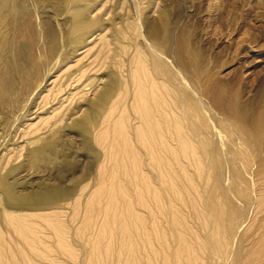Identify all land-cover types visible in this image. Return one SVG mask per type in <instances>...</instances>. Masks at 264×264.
Returning a JSON list of instances; mask_svg holds the SVG:
<instances>
[{"label": "rangeland", "instance_id": "374dc122", "mask_svg": "<svg viewBox=\"0 0 264 264\" xmlns=\"http://www.w3.org/2000/svg\"><path fill=\"white\" fill-rule=\"evenodd\" d=\"M48 1L10 0L19 21L0 13L3 71L27 50L35 78L0 106V178L24 197L78 183L43 208H10L0 192V264H264V0ZM85 6L102 25L54 57L49 37L63 44ZM162 13L167 53L149 34ZM180 44L198 73L179 67ZM110 73L118 88L100 109ZM85 113L95 126L82 135ZM42 139L72 166L32 168Z\"/></svg>", "mask_w": 264, "mask_h": 264}, {"label": "bare ground", "instance_id": "6f19581e", "mask_svg": "<svg viewBox=\"0 0 264 264\" xmlns=\"http://www.w3.org/2000/svg\"><path fill=\"white\" fill-rule=\"evenodd\" d=\"M13 1V0H12ZM37 1V0H36ZM63 3L68 4L71 0H62ZM86 1H91V0H86ZM85 1V2H86ZM17 2V1H16ZM26 3H28L27 1H25ZM39 2V0H38ZM50 2V0L48 1ZM80 2V1H79ZM41 3V2H40ZM10 0H0V13H13V17L14 19L17 21H19V19H21V15L18 12L19 10L16 9H12L10 7ZM16 3L13 2V5H15ZM18 4V3H17ZM21 4V3H20ZM25 4V3H23ZM32 4V3H30ZM27 5V4H26ZM39 5V3H38ZM17 6V5H16ZM35 6V5H34ZM37 6V5H36ZM41 6V5H40ZM20 6H18L19 8ZM28 7V6H27ZM38 7V6H37ZM15 8V7H13ZM22 8V5H21ZM20 8V11H22ZM29 10V9H28ZM27 10V11H28ZM63 10V9H62ZM89 11V6H85V7H80L78 8V10H75L72 13V16L70 18H66L65 19V24L67 25V27L65 26L64 28V33H65V42L62 44L60 42V37L58 34V31L54 34L53 37H49L50 40V45L53 46V52L52 54L55 56V53L62 50L63 48H67L70 47V45H72L75 42H82L84 37L91 34L93 32V30L95 28H99L102 24L100 20H90L87 16V12ZM60 12L58 14H60V17L66 16L65 13H63L62 11H57ZM22 13V12H21ZM23 13L24 9H23ZM8 14V13H7ZM24 15V14H23ZM12 17V16H11ZM12 19V18H11ZM22 20V19H21ZM13 21V20H11ZM21 22V21H20ZM3 23V22H2ZM44 22L42 21V24ZM11 24V23H9ZM48 24V23H46ZM4 25V24H3ZM13 25V23L11 24ZM15 25V24H14ZM44 25V24H43ZM10 26V25H9ZM16 26V25H15ZM12 27V26H10ZM18 27V25H17ZM19 27H21L19 25ZM27 27V26H26ZM30 27V26H29ZM44 28L46 26H43ZM49 27V26H48ZM47 27V28H48ZM15 29V27H12ZM55 28V27H54ZM52 28V29H54ZM19 29V28H18ZM29 29V28H28ZM37 28H35L36 30ZM57 29V28H56ZM2 30H3V26L0 27V40L2 45H9L10 40L7 39V36L5 38V36L2 35ZM13 30V29H12ZM10 29V31H12ZM16 30V29H15ZM21 30V28L19 29V31ZM23 30V29H22ZM43 30V29H42ZM149 34L151 37V41L152 43H154L156 46H158L160 48V50L164 53H167V51L171 50L173 48L172 46V41H171V36H170V25H169V21L168 18L166 17V15L164 13H162L158 19V21L152 23V25H150L149 27ZM53 31V30H52ZM22 32V31H21ZM37 32V30L35 31V33ZM14 33V31H13ZM18 33V32H17ZM31 34V32H29ZM34 33V32H33ZM44 33V32H41ZM46 33V32H45ZM75 33H78L79 36H77L75 39H73L72 35H74ZM37 34V33H36ZM49 34V33H48ZM72 34V35H71ZM19 34H17L18 36ZM34 35V34H33ZM22 36V35H21ZM20 36V37H21ZM36 36V35H35ZM39 36V35H38ZM47 36V35H46ZM43 37V36H42ZM18 38V37H17ZM25 38V35H24ZM28 38H32V37H28ZM48 38V37H47ZM21 39V38H20ZM37 39V38H36ZM45 39V38H43ZM9 40V41H8ZM22 40V39H21ZM42 40V38H41ZM29 41V40H28ZM36 41V40H35ZM48 41V39H47ZM20 42V41H19ZM26 42V41H25ZM63 42V41H62ZM22 43V42H20ZM24 43V42H23ZM22 43V44H23ZM28 43V42H27ZM40 44L41 41L39 42ZM44 43V42H43ZM15 44V43H14ZM21 44V45H22ZM32 44V43H31ZM38 44V42H37ZM46 44V42H45ZM43 44V46L45 45ZM39 45V44H38ZM37 45V46H38ZM49 45V44H48ZM14 45H12L11 47H13ZM30 46V44H29ZM34 46V45H33ZM36 46V47H37ZM6 47V46H5ZM3 47V48H5ZM16 47V46H15ZM24 47V46H23ZM27 48V47H26ZM24 48V50L26 49ZM39 48V47H38ZM50 48V47H48ZM22 49V48H21ZM28 49V48H27ZM43 49V48H42ZM7 50V49H6ZM10 50V49H9ZM8 50V51H9ZM32 50V49H31ZM52 50V49H51ZM12 51V49H11ZM38 51V50H37ZM7 52V51H6ZM16 52V51H14ZM12 51V53H14ZM20 52V50H19ZM39 52V51H38ZM43 52V50H42ZM47 52V51H46ZM176 57L179 63V67L183 70H186L187 72L191 73V74H195L199 72V68H198V58L196 56V54L194 55L191 50L188 49L187 46L184 45H179L176 49ZM11 53V52H10ZM12 53L10 55H12ZM71 53V52H70ZM9 54V52H8ZM15 54V53H14ZM13 54V55H14ZM50 53H48L49 55ZM3 55V54H1ZM0 55V56H1ZM12 55V56H13ZM16 55V54H15ZM30 55V54H29ZM28 55V56H29ZM4 56V55H3ZM18 56V55H17ZM21 56V57H20ZM27 56V50L22 51L21 55H19V57L21 58V60H17L14 62V64H12L11 70H7V71H3V68L1 67L0 64V96H1V105L0 106H5V103L8 102V99L15 94L16 98L20 101V100H24V96H27L28 93H30L31 89H33V79L34 75L33 72L30 70V67H34L32 64V60H30L29 62V57L28 59L26 58ZM34 56V55H33ZM18 57V58H19ZM52 57V56H51ZM2 58V56L0 57ZM35 58V57H33ZM13 59V57H12ZM15 59V58H14ZM53 59V57H52ZM3 60V59H2ZM36 60V59H35ZM50 60V59H48ZM52 61V60H51ZM5 62V61H4ZM12 62V61H11ZM48 62V61H47ZM1 63V61H0ZM13 63V62H12ZM5 64V63H4ZM9 64V63H8ZM46 65V64H45ZM159 65V64H158ZM3 66V65H2ZM7 66V65H6ZM48 66V65H47ZM50 66V65H49ZM9 67V68H10ZM46 67V66H45ZM52 67V66H50ZM8 68V67H7ZM45 69V68H44ZM43 69V70H44ZM48 69V68H47ZM51 70V69H49ZM46 71V70H45ZM8 73V74H7ZM35 76L37 78L40 77L39 75V68L36 69L34 71ZM48 73V72H47ZM115 75H113V73H110L108 75L107 78V83L105 84L102 92L100 93V95L98 96L97 100L95 101V104L100 108L103 109L105 107V105L107 104V101L109 99H111V97L115 94L117 88H118V81L117 79L114 77ZM42 78V77H41ZM26 79V80H25ZM37 80V79H36ZM10 96V97H9ZM139 96V95H138ZM9 97V98H8ZM114 97V96H113ZM13 100V99H12ZM139 100V99H138ZM191 101V100H190ZM180 102V101H179ZM158 106V105H157ZM145 112V110H144ZM2 122V121H1ZM0 122V123H1ZM75 124V123H74ZM259 127H262L264 125V119H261L259 121ZM92 126H95V116L91 115V114H86L82 117V119L77 122L74 125V129L76 131H78L79 133L83 134H89L90 132V128ZM2 127V125L0 126ZM3 128V127H2ZM2 128H0V130H2ZM3 132V131H2ZM113 132V130H112ZM2 135V134H1ZM4 135V134H3ZM6 135V134H5ZM113 135V134H112ZM87 138V137H86ZM118 138V137H117ZM112 140V139H111ZM117 141V140H115ZM60 142V141H58ZM57 142V143H58ZM55 142H53L51 139H42L40 141V144L35 147L33 150L28 152V163L32 166V168L35 169H44L45 167H48L49 165H56L57 162H59V164H61L64 167H68V169L72 166L71 165V161L69 159V157H67L66 153L64 152L63 149L58 150L57 146ZM118 144V143H117ZM112 147V146H111ZM114 152V151H113ZM163 153V152H162ZM128 157V156H127ZM115 158V156H114ZM115 164V163H114ZM57 166V165H56ZM21 168V167H20ZM65 169V168H64ZM72 170V169H70ZM69 171V170H68ZM73 171V170H72ZM78 183V181L76 180L75 182H73L71 189L69 191H55V190H51V191H46L44 193L42 192H37V193H33V194H29L30 196L28 197H24L20 194H18V192L15 189V185L11 184L7 181L6 177H2L0 178V192L3 194L4 196V204L8 207H13V208H43V207H47L51 204H53L55 201L58 200H64L66 198H68L74 188L76 187V184ZM80 183V182H79ZM44 188V187H43ZM2 215L0 214V217Z\"/></svg>", "mask_w": 264, "mask_h": 264}]
</instances>
